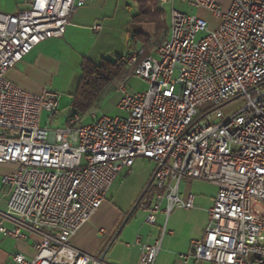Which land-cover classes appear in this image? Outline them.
<instances>
[{"label": "built area", "instance_id": "2783aa9c", "mask_svg": "<svg viewBox=\"0 0 264 264\" xmlns=\"http://www.w3.org/2000/svg\"><path fill=\"white\" fill-rule=\"evenodd\" d=\"M87 1L27 0L16 15L0 14V165L13 167L1 184L15 224L0 233L35 238L33 257L17 253L13 263L105 264L70 240L120 173L144 159L155 169L137 209L146 225L155 226L157 214L164 223L156 236H136L137 264H155L174 208L193 209L194 196L178 194L184 179L217 188L204 234L190 242L184 264H264V0H230L225 13L218 0H179L219 26L211 31L203 18L172 10L168 37L132 71L147 90L117 89L124 118L90 112L84 124L73 114L63 128H41L39 116H54L57 94L25 92L6 74L40 43L61 38ZM158 1L162 11L173 0ZM136 60L128 56L126 66ZM239 97L245 105L224 117L220 107Z\"/></svg>", "mask_w": 264, "mask_h": 264}, {"label": "crops", "instance_id": "0c3cea01", "mask_svg": "<svg viewBox=\"0 0 264 264\" xmlns=\"http://www.w3.org/2000/svg\"><path fill=\"white\" fill-rule=\"evenodd\" d=\"M3 1H12L13 5H11L13 7L9 9L10 12H0L2 15H16L27 8L26 0ZM181 4L186 9L196 10L197 16L207 22L209 30H216L219 26V21L209 12L191 8L183 3ZM137 14L138 7L134 0H88L84 6L78 8L73 13L69 25L66 27L65 33L61 38L50 39L40 43L7 72L6 79L15 87L31 94H41L45 90L57 94L56 90L71 86L72 80L77 77V74L75 75L76 77L74 76L76 72L80 74V81L83 60H87L94 65H99L102 61L115 63L121 58L128 57V55H139L143 50L144 43L142 38L144 36L150 39L151 45L154 44L155 38L160 33H162V39L168 37L170 20L166 21L165 11L162 10L160 13L162 25L159 32H157L155 23H134L132 19ZM94 26H100V31H93L92 28ZM155 49L156 47L152 48L151 54L154 53ZM12 170V166L0 165V226L7 231L14 229L15 224L14 219L6 214L9 195L3 192L1 177ZM185 180L187 182H185L186 185L183 193L180 192L182 181L178 188V194L181 198H185L187 194H191L189 191L191 184L189 181L191 180ZM193 196L194 206L191 211L194 212L196 218L201 220L200 231L196 234V237L199 236L201 238L208 222L207 211L213 205L216 196L209 199ZM99 211L100 208L93 215V218L98 217ZM131 213L126 218L124 224L132 216ZM123 216L116 214L109 219L106 229L104 227L98 228V231L100 229L104 231V235L95 231L97 238L91 243L89 248L77 247L76 241L78 235L88 225L89 222H87L71 238V245L86 254L91 255L94 252L100 257L103 253L102 250H105L113 239L115 242L117 236L121 233L123 225L122 227L119 225L123 221ZM167 228L168 225L166 223V230ZM24 233L27 236L25 240H16L0 233V264H14L12 257L17 253L27 259L33 257L32 239L34 237L29 236L26 232ZM129 245L130 247L126 248L123 264H137L139 247L135 246L134 243Z\"/></svg>", "mask_w": 264, "mask_h": 264}, {"label": "rangeland", "instance_id": "374dc122", "mask_svg": "<svg viewBox=\"0 0 264 264\" xmlns=\"http://www.w3.org/2000/svg\"><path fill=\"white\" fill-rule=\"evenodd\" d=\"M11 2L0 0V12H10L9 9L13 7ZM218 3L222 8L223 13L227 12L230 0H218ZM162 7L163 11H165L167 22L170 20V13L172 10L183 13L186 12L187 14L194 16L197 15L196 10L186 9V7L182 5L179 0H173L171 4L166 3ZM161 34L162 33L156 37L157 41L162 39ZM136 62L137 60L132 63V66H125V68L134 69ZM131 75H128L122 81L114 80L111 84H109L100 96L95 108L89 110L82 116V123L86 124L89 122L88 115L90 112L97 116L104 115L109 118H124V113H122L117 107L119 101V94L117 92L118 87L121 84H124L127 91H132L134 93L145 92L148 88V85L145 82L133 78ZM74 76L76 78L72 80L71 86L65 87V89L56 90L58 96V106L54 116L51 118L49 113L41 112L39 116V126L41 128H48L50 130L63 128L67 120L74 114L71 103L79 82V72H76ZM245 103V99L243 97H239L220 107V111L224 117H229L238 112V110H240ZM154 169L155 165L150 161L137 159L131 167L129 173H126V171L120 173L116 181L113 183L107 198L104 201L105 203L102 207H100V211L97 214L98 217L93 218L94 216H92L88 221V225L85 226V228L79 233L76 241L77 247L80 246L83 248H89L91 243H93L97 238L95 231H98V228L100 227H104L106 229L108 225L107 222H109V219L116 214L122 216L124 215L123 221H121L119 225H123V228L121 233L117 236L115 242L108 249L103 259L104 263L123 264L127 250L124 247V244L132 245L137 235L141 236L143 241H145L149 235L156 236L159 233L160 228L164 223V216L158 214L156 216L155 226H149L144 223V214L137 209V202L144 193ZM185 182H187L185 179L182 180L180 186L181 193H183L185 189ZM189 182L191 183L190 186L188 185L189 191L195 196L209 199L217 194V189L208 183L194 180ZM133 209L135 210L134 213L124 224L126 218L130 215ZM192 212L193 211L191 210H184L180 208H174L171 211L167 220V232L171 231V235L167 234L164 237L161 250L155 264H184L182 256L189 255L190 242L200 239L199 236L196 237V234L200 231L201 220L196 218V216H194V212L193 214ZM91 256L99 258L98 254L94 252ZM186 264L210 263L204 261L195 262L194 259H188Z\"/></svg>", "mask_w": 264, "mask_h": 264}, {"label": "trees", "instance_id": "16d2710c", "mask_svg": "<svg viewBox=\"0 0 264 264\" xmlns=\"http://www.w3.org/2000/svg\"><path fill=\"white\" fill-rule=\"evenodd\" d=\"M137 3L138 14L133 17L132 21L136 24L155 23L157 32L161 30V12L155 11L158 6V0H134ZM164 40H154V44H150L148 37H143L144 43L142 52L137 55V63L143 58L151 55V50L157 47ZM130 56V55H128ZM127 57L121 58L118 62L112 63L102 61L99 65H94L87 60H83L81 64V78L77 89L73 95L71 106L74 114L83 116L89 110L95 108L103 91L114 80L122 81L128 75L132 74L133 69L125 68ZM134 209L131 215L134 213ZM120 228V227H119ZM104 249L102 250V252ZM101 252V253H102Z\"/></svg>", "mask_w": 264, "mask_h": 264}, {"label": "water", "instance_id": "95a60500", "mask_svg": "<svg viewBox=\"0 0 264 264\" xmlns=\"http://www.w3.org/2000/svg\"><path fill=\"white\" fill-rule=\"evenodd\" d=\"M121 227H122V226H121ZM113 242H114V239L110 242V244L105 248V250L103 251V253H102V254L100 255V257L98 258V260H99L100 262L103 261L105 255H106V253H107V251H108V249L110 248V246L112 245Z\"/></svg>", "mask_w": 264, "mask_h": 264}]
</instances>
